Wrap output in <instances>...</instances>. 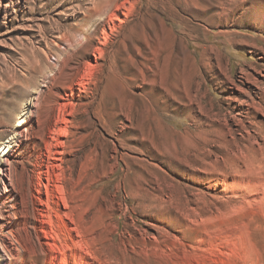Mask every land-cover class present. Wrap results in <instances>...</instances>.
Instances as JSON below:
<instances>
[{
  "label": "rangeland",
  "instance_id": "rangeland-1",
  "mask_svg": "<svg viewBox=\"0 0 264 264\" xmlns=\"http://www.w3.org/2000/svg\"><path fill=\"white\" fill-rule=\"evenodd\" d=\"M103 1L0 0V150L23 118L13 171L70 201L50 243L30 230L47 264H264V169L208 168L226 194L184 176L250 144L231 118L264 106V0Z\"/></svg>",
  "mask_w": 264,
  "mask_h": 264
},
{
  "label": "bare ground",
  "instance_id": "bare-ground-1",
  "mask_svg": "<svg viewBox=\"0 0 264 264\" xmlns=\"http://www.w3.org/2000/svg\"><path fill=\"white\" fill-rule=\"evenodd\" d=\"M123 5V3L116 4L114 0H104L102 4H97L94 9L99 13L103 7H106L107 11L113 7L114 10H112V13L108 16L109 19L112 20L116 16L115 10H120ZM168 32L172 33V30L169 29ZM239 106H241V109L244 108L243 111L245 112L243 115H240L239 118L232 117L231 119L238 129L241 130L243 140L250 142L249 146L234 144L233 138L229 137L230 139L223 143V150L220 151L221 153H217L219 155L215 156V163L204 164L197 170L202 176L184 172V176L186 177H190L189 175L194 176L193 178L197 181L196 184L203 183V179L209 173L208 168L215 166V164L219 162L226 167H234L238 175H242L248 167L256 171L258 169H264V106L259 103L246 105L239 103ZM257 115L261 116L260 121L255 120ZM17 120V126H15L17 129L13 130L14 136L7 138V141L0 150V264H26V260L32 257H35L40 264H47L48 257L50 256H48V252L44 249V243L41 241L38 234L35 235L34 238L30 230L36 231V222H40L43 226L42 233L45 239L48 241L50 239L54 240L51 234L45 230L46 226L52 224L50 213L53 212L55 206L60 209L61 203L63 204V209L69 211L71 209L70 201L66 198L64 190L56 184V182H59V179H56L54 182L49 167L45 174L42 171H39L37 174V197L30 194L29 173L23 171L16 175L15 171H13L12 164L14 162L16 163L20 147L27 139V136L22 134V126L25 123L24 119L18 117ZM254 135L260 137L262 143L258 142L259 140L257 141ZM208 176H210L207 185L209 190L216 191L220 187L223 193H228L229 185L233 183H230L227 178L221 177L220 174L216 175L221 177L219 178L220 180L217 178L219 183L216 181L217 179L215 180L212 178L211 174ZM88 188L90 187L88 186ZM54 189L59 195L57 201L54 200ZM43 195H45V198ZM59 201H61V203H59ZM8 202L11 204L10 212L5 209V204ZM18 204L19 217L16 215ZM28 205L29 210L27 211ZM36 215H38L41 220L33 219ZM74 232H76L75 229ZM48 243H50V241ZM51 246L53 247L51 250L55 252L57 249L55 241Z\"/></svg>",
  "mask_w": 264,
  "mask_h": 264
}]
</instances>
